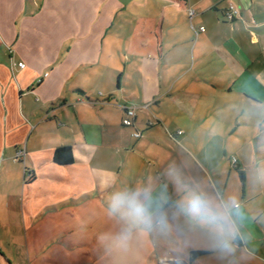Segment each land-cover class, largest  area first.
<instances>
[{
	"label": "crops",
	"instance_id": "1",
	"mask_svg": "<svg viewBox=\"0 0 264 264\" xmlns=\"http://www.w3.org/2000/svg\"><path fill=\"white\" fill-rule=\"evenodd\" d=\"M263 111L264 0H0V264H264V174L231 192L246 175L226 150ZM64 147L68 166L54 162ZM150 184L168 228L141 225L120 251L111 199ZM198 186L229 206L231 253L181 210Z\"/></svg>",
	"mask_w": 264,
	"mask_h": 264
},
{
	"label": "clouds",
	"instance_id": "2",
	"mask_svg": "<svg viewBox=\"0 0 264 264\" xmlns=\"http://www.w3.org/2000/svg\"><path fill=\"white\" fill-rule=\"evenodd\" d=\"M154 187H137L135 191L117 192L111 199V214L120 213L122 218L127 220V226L123 227L112 240L116 249L128 251L133 239L134 229L143 226L145 232L154 229L165 230L168 228L167 215L163 208L168 203L164 190L155 196ZM228 205L222 199L211 195L202 187H197L191 193V197L186 206H181V210L203 226L211 227V230L221 237L214 248L221 253H231L234 251L232 245L223 239L228 231L227 215ZM234 238V237H233Z\"/></svg>",
	"mask_w": 264,
	"mask_h": 264
},
{
	"label": "rangeland",
	"instance_id": "3",
	"mask_svg": "<svg viewBox=\"0 0 264 264\" xmlns=\"http://www.w3.org/2000/svg\"><path fill=\"white\" fill-rule=\"evenodd\" d=\"M234 115H232L233 117ZM236 120L240 115H235ZM246 124L244 126H239L238 123H235L234 128L231 131L230 139L232 145L228 147V155L230 156L229 161L236 159L239 161L240 169L245 171L246 180H242L238 176V180H232L230 182V191L234 192L239 190L241 193L245 191H259L262 189V175L264 174V111L262 115H244ZM256 118H259V120ZM257 121V122H256ZM240 129V133H237V130ZM227 152L217 153L219 159L222 157L225 158ZM242 165L244 167H242ZM237 166V163H236ZM237 168H232L237 170ZM241 204V201H238ZM7 220L13 225H19V221L15 217H7ZM6 234L4 230L0 229V240L7 241L6 237L2 235ZM12 234V233H11ZM14 234V233H13ZM12 234V236H13ZM10 236L9 239H12ZM19 239V238H18ZM3 250L6 254H11L9 256H14V251L16 255L22 253L21 249L16 248H6L4 245Z\"/></svg>",
	"mask_w": 264,
	"mask_h": 264
},
{
	"label": "built area",
	"instance_id": "4",
	"mask_svg": "<svg viewBox=\"0 0 264 264\" xmlns=\"http://www.w3.org/2000/svg\"><path fill=\"white\" fill-rule=\"evenodd\" d=\"M194 15H195V12L193 10H190L191 20H192ZM241 18H242V14H241V11H240L239 7H237L232 2H229L228 8H227V10L225 12V20H226V22L234 23L235 21H237L238 19H241ZM192 28H193L194 31H197L193 27V25H192ZM199 31L204 32L205 28L201 27L199 29ZM16 66H18L20 69H25L26 68V65L24 63H19ZM143 108H148V106H144ZM137 110H138V107L125 108V115L126 116H125V118L122 121V124H123L124 127H126V128L134 127V120L137 117ZM182 134H183V132L180 131L179 135H182ZM132 136L135 139H140L142 137V134L139 131H134ZM21 154H23V153H21ZM236 163H237V160L233 159L232 165H233V168H235V169L237 168ZM237 207H238V205H237Z\"/></svg>",
	"mask_w": 264,
	"mask_h": 264
},
{
	"label": "trees",
	"instance_id": "5",
	"mask_svg": "<svg viewBox=\"0 0 264 264\" xmlns=\"http://www.w3.org/2000/svg\"><path fill=\"white\" fill-rule=\"evenodd\" d=\"M54 162L61 166H68V165L73 164L74 157H73L72 149L70 147H64V148L57 149L54 154ZM205 254L207 253L202 252V251H192L190 253V261L193 262L197 258L204 256Z\"/></svg>",
	"mask_w": 264,
	"mask_h": 264
}]
</instances>
